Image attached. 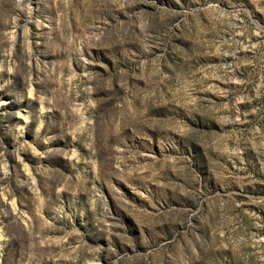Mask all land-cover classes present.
<instances>
[{
	"label": "rangeland",
	"instance_id": "1",
	"mask_svg": "<svg viewBox=\"0 0 264 264\" xmlns=\"http://www.w3.org/2000/svg\"><path fill=\"white\" fill-rule=\"evenodd\" d=\"M0 264H264V0H0Z\"/></svg>",
	"mask_w": 264,
	"mask_h": 264
},
{
	"label": "bare ground",
	"instance_id": "2",
	"mask_svg": "<svg viewBox=\"0 0 264 264\" xmlns=\"http://www.w3.org/2000/svg\"><path fill=\"white\" fill-rule=\"evenodd\" d=\"M24 122H22L23 123V125L27 122L26 121V116L24 117V120H23Z\"/></svg>",
	"mask_w": 264,
	"mask_h": 264
}]
</instances>
